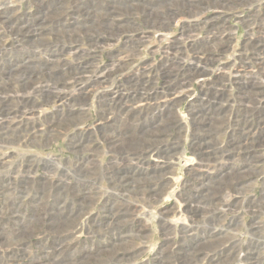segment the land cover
<instances>
[{
  "label": "rangeland",
  "instance_id": "1",
  "mask_svg": "<svg viewBox=\"0 0 264 264\" xmlns=\"http://www.w3.org/2000/svg\"><path fill=\"white\" fill-rule=\"evenodd\" d=\"M111 1L62 0L54 7L55 0H0L1 65L16 62L25 50L12 41L4 23L8 16L16 20L26 13H55L58 19L66 16L74 2H82L89 11L91 6L114 5L119 24L126 25L118 36L107 35L94 48L85 41L79 46L93 62L94 78L119 65L108 80L91 86L84 103L69 109L55 95L31 94L30 126L0 142V232L5 236L0 240V264H264V133L248 136L247 146L230 158L208 160L198 151L194 119L201 104L211 113L224 108L219 116L223 129L203 142L211 148H226L233 131H238L232 122L238 118L241 87L234 79L244 81L246 72L258 71L245 58L252 55L251 45L264 37V30L260 31L264 0H229L226 6L208 0ZM188 1L199 8L189 11L180 6ZM147 4L161 14L174 10L176 15L164 25H148L142 10ZM58 6L61 9L53 12ZM52 27L49 24L47 29ZM136 41L133 53L120 55ZM179 43L187 48L186 58L171 65L167 54L174 53ZM78 50L69 51L61 60L74 63ZM196 50L210 58L206 66L201 65L203 73L177 90L180 94L163 96V66L169 64L172 72L193 66ZM230 74L232 78L223 83L225 97L214 101L217 83ZM135 76L143 77L141 82L159 102L167 101L168 106L173 101L155 130V110H148L149 105L138 108L144 111L138 122L104 112L120 86L129 92L128 82ZM42 83L49 80L42 78L33 89ZM80 87L64 92L76 95ZM69 114H74L71 119ZM64 117L66 122H56ZM245 119L249 124L256 120ZM48 121L55 122L53 128ZM129 126L135 131L147 128L156 139L155 151L168 152L157 166L160 171L152 156L146 162L132 152H120L121 144L132 143L131 138L108 141V134L114 137L120 129L126 133ZM258 139L256 146L261 147L247 151ZM249 151L258 159L249 164L248 172L239 174L245 180L241 178L237 185L235 175L244 170ZM205 184L220 201L209 213H195L189 206L196 203L195 191ZM179 217L188 218L186 225ZM18 222L30 231L24 242L11 234Z\"/></svg>",
  "mask_w": 264,
  "mask_h": 264
},
{
  "label": "bare ground",
  "instance_id": "2",
  "mask_svg": "<svg viewBox=\"0 0 264 264\" xmlns=\"http://www.w3.org/2000/svg\"><path fill=\"white\" fill-rule=\"evenodd\" d=\"M209 1L213 2L212 4L218 3V6H226L229 3V0H208V2ZM190 2L191 1H188L180 6L188 9L189 11L199 8V4L197 5L196 3L195 6ZM60 3H62V0H55L56 5H54V7ZM73 5L74 7H71V10L68 9L69 12L67 11L65 17L62 16L58 19L55 13L40 14L39 12L38 13L40 15L38 16L26 13L22 16V18L16 20L9 16L5 18L4 23L7 25L9 35L13 38L12 41L19 47L24 46L25 50L22 57L17 59L16 62L8 61L7 65H1L2 63L0 64V142L3 143L6 138L13 137L16 130L21 128L27 129L30 126L27 116L30 114V106L33 102L31 94L43 97L55 95V97L66 104L69 109H72V106L84 103V100H86V94L91 86L102 84L110 78L112 72H114L113 70H118L119 65L112 64L113 66L109 71H103L101 76L94 78L93 74L95 73V69L93 62L86 59L87 57L83 55V52L78 50L79 46L84 45V41L87 46L94 48L101 40L108 38L107 35H109V37L114 36L125 30L123 28H125L126 25L121 26L119 24L120 18H117L118 12H115L117 11L116 7L114 5L113 7L108 5L106 8L91 6L89 11L84 8L82 2H74ZM149 7L150 6L147 4L145 5V9L142 8V10L147 16L146 23L151 26L164 25L176 15L174 10H170L166 15H164V13L161 14L160 11H155L153 8ZM59 9H61L60 6H58L57 9H54L53 12H56ZM49 24L53 26L52 30L51 28L47 29ZM263 25H261L260 31L264 30ZM45 30H48L49 33L47 34L48 31L46 32ZM213 30L214 28H211V34L214 33ZM263 33L264 32H262V34ZM44 35L50 36L53 40L51 42L47 41ZM137 42L138 41L132 43L129 47L127 46L128 48L122 50L120 55L133 53L134 50H136ZM1 43L2 38L0 35V53L2 47ZM28 44L30 46L25 47ZM34 45L39 46V48H37L38 50L33 48ZM192 48H194V46H192ZM74 49L78 50V52L75 53L74 63H67L61 60L64 55ZM250 49L252 55L250 58H245V62L251 60V65L254 64L258 71L257 73L254 71L246 72L245 74L248 79L244 81H242V79L236 80L233 78L234 81L241 87L239 88V104L237 105L238 118L234 119L232 122L233 126L239 129L238 131H233L232 137L228 141V146L226 148H211L209 143H203L207 140V137L212 139L223 129V123L219 116L221 112L224 111V108L214 109L212 110L213 113H211L210 109L205 108L206 104H201L200 107L196 109L197 113L194 115V119L197 123L199 141L202 143L201 144L198 141L197 148L199 152H202L204 156L208 157V160L211 158L215 160L230 158L236 153L238 154V152H241V150L247 146L248 136L255 135L258 131L264 133V37H260L258 41L254 42ZM196 52L197 53L193 59V66H191V64L179 67L177 64L179 68L178 70L174 69L173 72L170 71V69H167V65L169 64H167L166 67L163 66L166 75L165 91L162 94L163 96L168 97L169 95L177 93V90L185 86L190 79L199 73H203L204 70L201 69V65L206 66L210 61V58L206 57L205 54L201 57L200 52H198V50H196ZM186 53L187 48L183 44H177L174 47V53L167 54V56L172 57V60L167 59V63L176 65V62L179 63V60H183L184 62ZM43 54H46L47 58H44L42 56ZM0 56L2 55L0 54ZM48 57L53 58V60L48 59ZM42 78L48 79L49 83H42L40 86L33 89V86L40 83ZM142 78V76L139 78L135 76V78L131 81L129 80L128 85L130 86V89L127 93H125L122 86H120L113 96L108 99V105L110 108L106 109L104 112L106 115L109 114L112 118L123 117L129 121L135 120L138 122L137 120H139V118L144 114V111H141L138 108L149 105L150 107L148 110H155L154 117L156 120L153 119V129L155 130L158 124L157 120H161L164 111H168L169 108H172L173 101H169L168 106L166 104L167 101L159 102L155 96L149 94L147 88L145 87V83L141 82ZM230 78H232L231 74L227 77H222L221 81L217 83V87L214 89L215 91L212 94L214 101H218L225 97L226 91L223 88V83ZM84 82H87L88 85H82ZM78 85H81L79 89L80 92L78 94L68 95L64 92V90L70 87L78 88ZM31 89L32 93L29 92ZM56 90L59 91L55 92ZM177 94L180 93L178 92ZM217 113H219L218 116H216ZM82 114L84 113H80V115ZM73 115L69 114V119H71ZM246 116L254 117L256 119L255 123L253 122L252 124H249L245 119ZM66 119L65 117L59 118L56 122H66ZM48 123L51 128L54 127V121H48ZM124 130L127 132L125 133L122 129H120L117 131L118 134L114 135V137L112 133L108 134V141L112 143L117 141L121 142V140L118 139L124 136H126L125 139L131 138L133 140L132 143H127L125 145L121 144L119 148L120 152H132L133 156L136 155L139 158H144L146 162H148L150 160H148V158L152 156L154 158V162L156 163L155 169L160 171L161 168H157V166L160 162L166 159L165 153L168 152L164 151L159 153L155 151L153 148V144L156 141L154 135L151 134V136H149L147 128H141L135 131L136 128L129 126ZM247 130H249L248 133H246ZM259 139L255 140V142H251L246 150L248 151L250 149L261 147V145L256 146V141H259ZM262 143L263 141L258 142V144ZM220 154H223L226 157H219ZM257 159L256 153L251 151L248 152V155H245L246 165L244 170L235 175L236 178H239L237 179V185L240 184L242 179L245 180L243 178L244 176L239 177V174L248 172V167L250 166L249 164ZM231 181H233V179ZM235 188L237 187H234V190ZM134 189L143 188L134 187ZM195 193L196 203L194 202V204L189 206V209L195 213H209L211 210L215 209V203L220 201V198L217 199L215 194H209L210 189H208V184H205L197 189ZM80 194L84 195L83 192ZM187 220L188 218L184 217L181 219V223L186 225ZM11 229L13 230L11 234H13L15 239L18 241L20 240L24 242L26 238L30 237L29 229L26 226L23 227L19 222L16 225H13ZM0 240H5V236L2 235L1 232Z\"/></svg>",
  "mask_w": 264,
  "mask_h": 264
}]
</instances>
